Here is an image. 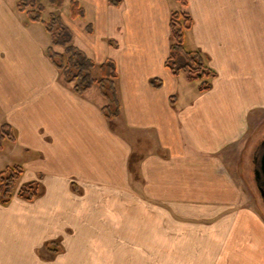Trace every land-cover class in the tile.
I'll use <instances>...</instances> for the list:
<instances>
[{"label": "crops", "instance_id": "1", "mask_svg": "<svg viewBox=\"0 0 264 264\" xmlns=\"http://www.w3.org/2000/svg\"><path fill=\"white\" fill-rule=\"evenodd\" d=\"M19 1L0 0V127L13 158H32L5 167L23 174L0 205V264H264V215L234 158L264 118V0H188L184 46L217 74L205 93L166 65L176 0L43 5L77 2L84 17L58 15L74 45L115 61L112 122L97 87L78 96L64 83ZM35 182L37 198L18 197Z\"/></svg>", "mask_w": 264, "mask_h": 264}, {"label": "trees", "instance_id": "2", "mask_svg": "<svg viewBox=\"0 0 264 264\" xmlns=\"http://www.w3.org/2000/svg\"><path fill=\"white\" fill-rule=\"evenodd\" d=\"M180 11H174L170 16V56L166 63L173 75H184L189 82L198 83V93H205L212 88V82L217 77L216 72L207 63V58L199 51H188L185 46V35L193 26V19L189 12L188 0H176ZM49 4L62 8L64 0H48ZM113 6H118L120 0H109ZM20 12H25L30 21L41 23L51 38V46L47 50V56L57 71L60 72L63 81L72 87L78 96L85 95L88 91L97 87L101 96L106 100L103 107L105 118L110 122L120 115V107L117 99L115 82L118 78L117 65L114 60L108 59L97 65L83 50L73 43L71 30L63 23L62 19L51 13L49 20L43 19L45 7L39 0H20L17 6ZM70 14L73 19L84 17L85 11L75 1L70 3ZM92 33L91 26H87ZM116 48V42L110 41ZM95 69L99 71V77L94 76ZM155 86V82H153ZM5 141H15L13 131L9 125L0 127V150ZM23 174V168L15 165L7 167L0 172V205H8L15 194L17 183ZM41 194L39 183H30L22 186L17 192L18 197L33 201ZM54 244H48L47 250L54 251Z\"/></svg>", "mask_w": 264, "mask_h": 264}, {"label": "rangeland", "instance_id": "3", "mask_svg": "<svg viewBox=\"0 0 264 264\" xmlns=\"http://www.w3.org/2000/svg\"><path fill=\"white\" fill-rule=\"evenodd\" d=\"M39 3L46 7H50L48 5V0H39ZM178 11H180V7ZM69 12H70L69 6L68 4H66L64 9L62 11L57 12L56 15H59L65 19V17L69 16ZM43 18L45 20H49V14L48 13L44 14ZM76 26L78 28H81L82 26L81 20L76 22ZM94 76L96 78L99 77L98 69H95ZM190 83L193 86L194 85L197 86V83L195 82H190ZM95 90L98 91L97 88ZM99 100L104 105L106 104L104 99L100 98ZM258 124H259L258 128L253 127L252 129H250L248 136H245L244 142L241 144V146L240 147L236 146L234 148L235 150L234 158L237 164L235 166L237 168L238 166H240L241 170L245 171L242 177V184H243L244 190L248 194V197L250 199V204L254 207L259 208L262 215H264V204L260 197V193L257 189L255 179H254V170L256 168L255 161H256L258 153L262 149V142H264V118L263 120H260ZM3 145L5 146L6 150L5 152L0 153L1 159H2L0 162V171L4 170L5 167L11 163H15V164H22L24 162L27 163L32 158V156L27 157V154L23 155L22 157L13 158L10 152L8 151L6 142ZM18 185H19V182H18Z\"/></svg>", "mask_w": 264, "mask_h": 264}, {"label": "water", "instance_id": "4", "mask_svg": "<svg viewBox=\"0 0 264 264\" xmlns=\"http://www.w3.org/2000/svg\"><path fill=\"white\" fill-rule=\"evenodd\" d=\"M256 168L254 170V177L257 189L264 204V142H262V149L256 158Z\"/></svg>", "mask_w": 264, "mask_h": 264}, {"label": "flooded vegetation", "instance_id": "5", "mask_svg": "<svg viewBox=\"0 0 264 264\" xmlns=\"http://www.w3.org/2000/svg\"><path fill=\"white\" fill-rule=\"evenodd\" d=\"M254 179H255V177H254Z\"/></svg>", "mask_w": 264, "mask_h": 264}]
</instances>
